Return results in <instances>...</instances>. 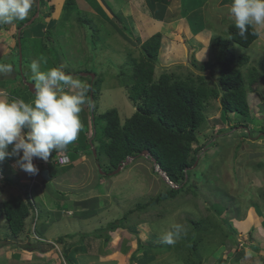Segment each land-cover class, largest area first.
<instances>
[{
	"label": "rangeland",
	"instance_id": "obj_1",
	"mask_svg": "<svg viewBox=\"0 0 264 264\" xmlns=\"http://www.w3.org/2000/svg\"><path fill=\"white\" fill-rule=\"evenodd\" d=\"M105 2V6L108 5L109 8H106L101 0H76L74 4H70L68 0H42L41 13L37 16L39 11L36 10L38 7L34 0L33 8L26 18L29 19L22 23V26H25L23 33L26 35L21 40L23 52L17 46L19 44L17 42H20L19 37L13 36L11 30L10 32L3 30L9 34L7 37H14L11 41L15 43L14 46L2 54H7L5 64L13 66L11 73L18 75L19 82L11 78L14 74H4L6 84L13 87L15 95L20 92L21 85L26 84L25 81L34 82L30 64L43 58L41 71H47L52 67H61L63 71L73 73L80 70L81 72L74 77L85 84L87 80L83 77L88 76L85 74L81 76L82 72H90L91 75L95 74L100 78L102 90L98 92V111L94 115L96 118H103L102 113L116 108L123 123L135 110V104L129 98L125 86L132 73L133 61L136 55L141 53L143 42L156 32H162L164 35L162 41L164 52L160 54L156 63L155 79L164 72H175L185 78L190 71L188 66L193 60L214 61L218 51L213 46L215 36H223L222 44L227 45L228 28L234 24L228 11L232 0H216L214 5H211L210 0H174L168 14H164L162 20L156 15L158 6H153L154 10L156 8L154 11L144 4L147 10L143 6L140 9L143 8V11H140L143 18L140 12L137 15L133 13L134 11L129 18L127 17L129 14L126 15L121 9L125 0ZM178 3H183L184 10H181V13L173 7ZM72 5L77 6L73 12L68 10ZM160 6L161 9L164 7L163 4ZM114 11L117 20L114 19ZM84 19L90 23L83 22ZM14 23L8 24L11 25L10 29L18 25ZM195 27L198 30H194ZM166 28L168 32L164 30ZM256 28L260 36L251 46L243 47L232 42L226 49L228 57L248 54L253 61L252 74L253 72L263 74L260 73L258 76L256 74L259 86L249 92L251 110L256 116V122L249 125L252 129L264 125V27ZM13 29L16 35L19 30ZM3 31L0 30V33L3 34ZM176 35L179 37L171 38ZM209 48L211 50L208 54ZM241 69L244 72L249 68ZM218 72L217 64L213 65L211 73H208L213 76L212 79L217 80ZM246 76L244 80L247 85L250 80ZM91 79L90 77L88 82ZM31 92L28 95L35 99L32 89ZM15 99L24 100L22 96H15ZM33 101L29 99L26 103ZM212 103L215 108L206 111L208 122L202 131L209 138L217 135L220 127L230 128L234 123L233 119L229 121L227 116L223 115L219 99L212 100ZM89 112L90 110L85 107L80 114L81 120ZM95 116L94 120L90 117V121H95ZM105 123V121L100 123L99 129ZM95 132L96 130H93V135ZM244 132L246 133L247 129L239 127L218 134L214 138V147L204 155L211 163L200 177L199 196L192 192L185 196L179 194L176 199L160 204L161 206H157L151 212H142L139 217L138 211L130 214L127 225L131 229L125 228L121 231L119 228L111 232L110 243L105 244L101 241V244L95 245V236H87L93 244L90 248L96 249L99 254L91 252V255H88L81 253L82 249L79 253L71 250L69 254L73 262L186 264L184 257L193 252L189 245L193 248L195 243L193 238L202 236L204 242L199 248L200 254H196V259L202 257V264H252L254 260L252 261L251 257L254 256H258L260 264H264V136L259 135L255 138L256 134H252L247 137ZM89 134L91 132L87 135ZM100 137H103L102 131H99L95 138V146L99 145ZM75 143L77 146H84L79 140ZM85 147H88L87 144ZM193 147H196V144ZM69 154L72 157L70 164L48 162L51 179H44L42 174L39 175L41 182L47 183L46 187L45 184H39L40 182H33V175L21 178L16 171L10 170L2 176L0 169V182L6 187L0 188V201L24 191L27 187V195L32 197L39 209L38 219L33 211L26 219L22 231L17 236L9 235L6 241L15 245H35L38 239L39 242H48L47 246L42 245L45 250L28 249L27 252H32L33 256L25 252L24 256L23 252L14 251L19 247L14 249L7 243L0 249V264H20L21 261L26 264L33 260L36 264H63L65 262L62 252L65 245L56 244L55 247H51L53 244L51 241L59 236L73 234L76 238L69 237L66 242L75 243L74 241L79 240L83 234L92 233L106 226L110 221L122 217L139 202H146L151 196H156L167 189L169 185L173 186V183L159 172L158 165H154L145 157L130 159L120 171L117 169L108 175L100 170L95 152L81 150L70 151ZM99 161L105 163L107 158H100ZM154 169L158 173H154ZM5 177H11L16 181L15 184L20 182L19 187L16 185L15 190H9V186L3 181ZM38 184L40 187L36 192L34 188L38 187ZM83 200L89 201V204H81ZM93 203L95 205L92 207ZM90 210L94 212L88 216L83 214L84 211ZM188 218L196 220L197 223L189 222ZM175 224L182 225L183 229L176 238V243L167 245L163 242L162 235L169 230L175 231L173 228ZM45 225L47 226L45 233L41 234V228ZM8 230L4 216L0 217V236L7 238ZM190 239L192 240L189 241ZM184 244L188 247L178 248V245ZM197 245L199 246L200 242ZM73 249L77 250L79 247L74 246ZM241 250L245 256L238 259L234 253Z\"/></svg>",
	"mask_w": 264,
	"mask_h": 264
},
{
	"label": "trees",
	"instance_id": "obj_2",
	"mask_svg": "<svg viewBox=\"0 0 264 264\" xmlns=\"http://www.w3.org/2000/svg\"><path fill=\"white\" fill-rule=\"evenodd\" d=\"M172 1L174 2V0H148L152 9L153 6L159 7L156 15L160 20H162L166 6L172 4ZM68 2L74 4L76 0H68ZM154 2L163 4L164 7L161 9L160 4L156 5ZM75 7L77 8V6L74 5L73 7L72 5L68 10L73 12ZM36 10L38 11V8ZM28 19L17 22L20 29L24 27L22 23ZM83 22H88V20L84 19ZM194 30L198 29L195 27ZM228 34L229 37L228 39L226 38L227 45L222 44L223 36H215L213 46L218 51L216 52L214 61L198 62L197 60H193L191 65L188 66L190 71L185 78L175 72H164L155 79V66L160 54L164 52L162 48L164 35L162 32H156L143 42L140 55H136L133 61L132 73L129 81L126 83L127 86L125 84L123 85L126 87L125 89L127 90L129 98L135 104V110L125 120L124 126L121 125V119L116 108L102 113L103 118H96L94 113L96 114L98 111L97 97L98 92L102 90L101 79L98 77L93 79L90 72H88V77H83L84 80H87L86 84L90 86L88 97L94 105L90 110H92L95 116V122L93 120L88 121V117L85 115L83 117L84 122H82L83 127L81 132L83 134L91 132L90 135L92 138L90 137L91 141L87 139L85 142H81L84 144L83 147L71 143L66 149L71 152L82 150L88 151V153H94L95 148L100 170L106 172L108 175L113 174L129 157L133 156L135 160L140 157H145L151 160L154 165L160 166L166 173L167 178L176 187L169 185L167 189L161 191L158 195L151 196L148 201L139 202L133 209L125 212L122 217L110 221L106 226L100 227L92 233L83 234L79 240L74 241L75 243L71 244L66 242L69 237L71 239L75 238L73 234L70 236L68 234L59 236L50 246L55 247L57 243L65 245L62 252L65 262L63 264H75L69 254L71 250L79 253V250L82 249L81 253L89 255L93 252L91 254L97 255V250L90 248L93 244L87 236H95V245H99L103 241L105 244L109 243L114 231H117L119 228L122 229L121 231L125 228L131 229L127 225L130 214L138 211L137 213H140L137 214V217H139L143 213L151 212L164 202L176 199L179 194L185 196L192 192L194 195L199 196L201 191L199 186L200 177L203 176L211 163L210 160L207 161L204 158V155L208 153L211 147H214V138L218 134L233 131L235 128L245 127L248 130L246 133L244 132L247 137L252 136V134H256L255 138L259 135H261L260 137L264 136V125L255 126L256 129L249 127L251 122H256L255 112L252 113L251 110V94L249 92L256 90L259 86V79L256 76V72H253V74L249 72V75H245L250 80L246 85L245 77L241 71V67L249 63L250 56L248 54H242L228 57L226 54L227 46L230 47L232 42L243 47L251 46L260 36V32L256 27H251L246 36L241 37L238 34V29H236L235 24H231L228 28ZM17 36L21 42L26 35L23 31H20ZM20 42H17L19 43L17 46L23 52V43ZM22 61L24 62V56ZM0 64H5V60H2ZM217 64L219 66V72L218 77L216 76L217 80H214L212 79L213 76L211 77L210 74L205 73V70L209 69L211 73V68H213V65L217 66ZM65 72L76 76L81 71L78 70L73 73L66 70ZM90 77L92 79L88 82ZM29 93H32L31 88L28 85L22 84L20 92L16 96H22L26 102L29 99L34 100L31 95H28ZM214 99L220 100L223 115H226L229 121L233 119L234 123L230 128L220 127L217 130L218 134L209 138L202 131L208 122L206 111H212L215 108L212 103ZM230 114H232V117H230ZM219 120L221 121V119ZM104 121L106 123L99 129L100 123L102 124ZM93 130H96L94 135ZM99 131H102L104 138L100 137L99 145L95 146V138L98 136ZM85 144L88 147H85ZM194 144H196V147H193ZM203 149L205 151H202ZM145 150H148V152L144 153ZM103 157L107 158L105 163L99 161ZM154 173H158L157 170L154 169ZM12 180L11 177L4 178L5 182H12ZM23 186L25 185L23 184ZM26 188L24 191L0 201V217L4 216L9 229L7 238L4 239L0 236V249L7 243H10L6 241L9 235L17 236L22 231L26 219L33 211L38 209L36 202L31 196L27 195ZM81 204H89V201L83 200ZM94 205L95 203L92 204V207ZM209 208L211 209V207ZM92 211H84L83 214L88 216ZM188 220L189 222L197 223L192 218H188ZM46 227L45 225L41 228V234L45 233ZM102 238L105 239L102 240ZM87 239L90 241H86ZM193 240L195 241L193 248L190 245L189 248L194 252V257L193 252L189 256L184 257L185 263L202 264V257L199 256L196 259V254H200L199 248L204 240L202 236L197 239L193 238ZM40 242H36L35 245L22 246L13 243L10 244L12 248L19 247L26 250H45L43 249L44 246H42L43 242ZM199 242L200 245L198 246L197 243L199 244ZM74 246L79 247V249H73ZM183 246L187 245H178V248H182ZM234 256L240 259L245 256L244 251H235ZM251 259L252 261L254 260L252 264L261 263L258 256L251 257ZM134 260H136V257H134Z\"/></svg>",
	"mask_w": 264,
	"mask_h": 264
},
{
	"label": "clouds",
	"instance_id": "obj_3",
	"mask_svg": "<svg viewBox=\"0 0 264 264\" xmlns=\"http://www.w3.org/2000/svg\"><path fill=\"white\" fill-rule=\"evenodd\" d=\"M101 1L105 6V0ZM41 2V0H36L39 15ZM33 3L34 0H0V25L25 20L33 8ZM105 7L109 8L108 5ZM150 7L149 5L148 8ZM228 11L241 37H245L251 27H264V0H232ZM113 16L117 20L115 11ZM23 28L25 29V26ZM23 28H19L18 32L23 31ZM210 50L211 48L209 52ZM0 59L5 60L3 57ZM42 60L43 58L34 60L30 64L35 89V99L32 103H26L22 99L0 98V162L15 158V165L31 175L39 173V168L33 162L34 159H40L45 164L51 161H57L60 164L71 163L72 157L66 148L78 139L82 130L84 121L81 120L80 114L85 107L90 110L94 106L88 97L89 85L72 74L66 73L61 67L41 71ZM43 62L46 63V61ZM252 62V57H250L249 63L241 67L245 70L249 68L244 72L241 69L243 76L252 72ZM12 71V65L0 64V74H8ZM208 72H210L209 69L205 70V73L209 74ZM259 74L257 73V76ZM81 76L84 75L81 74ZM91 113L92 110L86 115L88 121L91 120ZM125 120L122 123L121 119V125L124 126ZM87 134L82 135L85 141L90 140L88 138L90 135ZM81 141L79 140L80 143ZM35 213L38 219V211L36 210ZM173 228L175 231L169 230L162 235V240L167 245L176 243V238L183 226L175 224ZM41 242L47 245V242Z\"/></svg>",
	"mask_w": 264,
	"mask_h": 264
},
{
	"label": "crops",
	"instance_id": "obj_4",
	"mask_svg": "<svg viewBox=\"0 0 264 264\" xmlns=\"http://www.w3.org/2000/svg\"><path fill=\"white\" fill-rule=\"evenodd\" d=\"M143 1H144V3H143ZM212 3H211V5H214V2L216 1V0H210ZM173 2V1H172ZM148 0H125V3H123V5L121 6V9L125 12V14L127 15V14H129V15H132L133 13H136L137 15L139 14V12L140 11H143V8H142V10H140L141 9V7L143 6L144 7V4H145V6H146V4L148 5ZM98 4V3H97ZM172 4H170V5H167V8H166V10H165V13L164 14H168V10H169V8H170V6H171ZM97 6V5H96ZM164 6V5H163ZM148 7H149V5H148ZM147 7V8H148ZM175 9H177V12H180L181 13V10L183 11V3H178V4H175L174 6H173ZM144 9H146L145 7H144ZM147 10V9H146ZM132 11H134L133 13H132ZM140 15L142 16V18H143V14L140 12ZM169 15H171V14H169ZM134 19V18H133ZM174 22V21H173ZM15 23H17V22H15ZM14 23V24H15ZM11 26V25H10ZM10 26L9 25H0V30H8L9 32H10V30L12 31L11 33H13L14 35L13 36H17V34L18 33H16V35H15V30L13 29V28H16V30H19V26L17 25V26H13V27H11V29H10ZM164 30H167V32H168V28H166V29H164ZM163 30V31H164ZM31 32V31H30ZM210 33V32H209ZM7 35H9V34H7V31L5 32V31H3V34H1L0 33V57H3L4 59L6 58L5 56H7V54H2L3 52H6V50L9 48H11V47H13L14 46V42L13 43H11V41L14 39V37L13 36H8L7 37ZM170 37V36H169ZM179 37V35H176V36H174V37H171V38H178ZM4 39V40H3ZM5 39H6V41H8L7 43H5L6 41H5ZM5 41V42H4ZM15 42H17V38H16V40H15ZM208 54H209V51H208ZM11 75L12 74H14V73H10ZM6 75H4V74H0V97L1 96H4L5 98L4 99H7V97H9V99L8 100H12V99H14L15 98V92L13 91V87L12 86H9V85H7L6 84V82H7V80H5L6 78ZM10 77V76H9ZM11 78H15L16 80H18V75H13V77L11 76ZM17 82H19V80L17 81ZM4 85V86H3ZM24 90V89H23ZM2 98V97H1ZM83 120V119H82ZM82 135H84L85 136V134H83V132H80V134H79V137H78V139L76 140V141H78V140H82L83 141V136ZM90 135V134H89ZM90 137V136H89ZM88 137V138H89ZM80 140V141H81ZM76 141H74V142H72V144L73 145H76ZM34 164L39 168V173L37 174V175H33V182H37V183H39V184H45V183H42L41 182V180H40V178H39V175L40 174H42V172L43 171H47V178L46 177H44V179H51V176L49 175L50 174V170H49V165H50V163H44V161L42 162V160H40V159H34ZM0 169H2V172H1V175L3 176L4 174H5V172L7 171V172H10V170H13L14 172L16 171L20 176H21V178H25V177H30V175L31 174H28V173H26V172H24V171H22V170H20L16 165H15V158H10V159H5L4 161H2V162H0ZM42 170V171H41ZM46 176V175H45ZM6 178V177H5ZM3 181H4V179H3ZM16 183V181H13L12 180V182H5L4 181V184H6L7 186H9V190H15V186L17 185V187H19V185L18 184H20V182H17L18 184H15ZM31 184H33V183H31ZM38 184V185H39ZM46 185H47V183L45 184V187H46ZM39 187H40V185L38 186V187H36V188H34V190L37 192V190L39 189ZM48 187V186H47ZM0 188L1 189H6V187H4L3 186V184H1V182H0ZM13 196V195H12ZM2 200H4V199H2ZM6 200V199H5ZM76 238V237H75ZM74 238V239H75ZM12 251V250H11ZM14 251H18V252H25V253H28L25 249H22V248H20V249H17V250H14ZM25 253H24V256H25ZM28 255H32L33 256V254H32V252H29L28 253ZM21 258H23V255L21 256ZM20 263V262H19ZM21 263L22 264H25V262H23V261H21ZM20 263V264H21ZM120 263H121V260H120ZM26 264H36V262L33 260V261H29V262H26Z\"/></svg>",
	"mask_w": 264,
	"mask_h": 264
},
{
	"label": "water",
	"instance_id": "obj_5",
	"mask_svg": "<svg viewBox=\"0 0 264 264\" xmlns=\"http://www.w3.org/2000/svg\"><path fill=\"white\" fill-rule=\"evenodd\" d=\"M38 15H39V13H37V16H38ZM81 74H82V75H84V74L88 75V73H84V72H82ZM91 76H92V78H94V77H95V74H92ZM25 83H26V85H28V86L32 89V91L35 93L34 84H33V83H30V82H27V81H25ZM147 152H148V150H145V151H144V153H147ZM129 160H130V159L128 158L123 164H121V165L118 167V170H120V169L122 168V166H123L124 164H126ZM158 169H159L160 172H162L163 174H165V172L161 169V167H159ZM45 175H46V176H45ZM42 176L47 178L48 175H47V171H46V170L42 172Z\"/></svg>",
	"mask_w": 264,
	"mask_h": 264
},
{
	"label": "bare ground",
	"instance_id": "obj_6",
	"mask_svg": "<svg viewBox=\"0 0 264 264\" xmlns=\"http://www.w3.org/2000/svg\"><path fill=\"white\" fill-rule=\"evenodd\" d=\"M40 12H41V10H40ZM85 75H86V74H85ZM94 79H95V77H94ZM30 83H31V82H30ZM33 84H34V83H33ZM92 118H93V120H94L93 112L91 113V119H92ZM89 138H90V137H89ZM95 156H96V154H95ZM130 159L135 160V157L132 156V157H130ZM128 162H129V161H128ZM128 162H127V163H128ZM161 173H162V172H161ZM165 176H166V174H165ZM166 177H167V176H166ZM167 179H168V178H167ZM168 181L171 182L169 179H168ZM171 183H173V182H171ZM173 186L176 187V185H174V184H173ZM37 211H39V210L37 209ZM103 239H105V238H102V240H103ZM51 242L53 243L54 241H51ZM51 242H49V243H51ZM47 243H48V242H47ZM19 246H20V245H19ZM14 249H17V248H14ZM14 249H13V250H14ZM62 256H63V254H62ZM63 258H64V256H63Z\"/></svg>",
	"mask_w": 264,
	"mask_h": 264
},
{
	"label": "built area",
	"instance_id": "obj_7",
	"mask_svg": "<svg viewBox=\"0 0 264 264\" xmlns=\"http://www.w3.org/2000/svg\"><path fill=\"white\" fill-rule=\"evenodd\" d=\"M57 162V161H56Z\"/></svg>",
	"mask_w": 264,
	"mask_h": 264
}]
</instances>
